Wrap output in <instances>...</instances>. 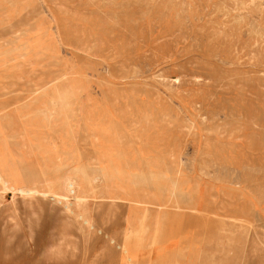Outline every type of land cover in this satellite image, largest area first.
Here are the masks:
<instances>
[{
    "label": "rangeland",
    "instance_id": "rangeland-1",
    "mask_svg": "<svg viewBox=\"0 0 264 264\" xmlns=\"http://www.w3.org/2000/svg\"><path fill=\"white\" fill-rule=\"evenodd\" d=\"M23 207L0 264H264V0H0V246Z\"/></svg>",
    "mask_w": 264,
    "mask_h": 264
},
{
    "label": "crops",
    "instance_id": "crops-1",
    "mask_svg": "<svg viewBox=\"0 0 264 264\" xmlns=\"http://www.w3.org/2000/svg\"><path fill=\"white\" fill-rule=\"evenodd\" d=\"M24 211L25 207H23L22 210H19L22 218L21 220H18L19 223L14 227L12 225L5 224L4 218H1L3 222L1 234L5 237L3 238L2 245L0 246V253H3L7 257L11 256L12 258H23L24 256L26 259L30 257L36 258L37 256H40L42 252V246H44L47 241L52 239L48 237H54L53 232L43 234V227H41L42 225L39 226L38 224V220H41V217H47V215L34 214L29 215V217H25L26 215L23 214ZM27 230L29 233H27Z\"/></svg>",
    "mask_w": 264,
    "mask_h": 264
},
{
    "label": "bare ground",
    "instance_id": "bare-ground-1",
    "mask_svg": "<svg viewBox=\"0 0 264 264\" xmlns=\"http://www.w3.org/2000/svg\"><path fill=\"white\" fill-rule=\"evenodd\" d=\"M20 76V75H19ZM21 77V76H20ZM65 186V185H64ZM80 202V201H79ZM93 212V211H92ZM231 214V213H230ZM244 222V221H243ZM143 224V223H142ZM139 225H140V223H139ZM141 226V225H140ZM140 228V227H139ZM143 228V227H142ZM141 228V229H142ZM133 231V230H132ZM142 231V230H141ZM139 232V231H138ZM134 236V235H133ZM132 237V236H131ZM256 237V236H255ZM135 238V237H134ZM130 242H131V240H130ZM127 242H125V244H126ZM127 245V244H126ZM129 245V244H128ZM130 246V245H129ZM125 247V246H124ZM121 248V247H120Z\"/></svg>",
    "mask_w": 264,
    "mask_h": 264
}]
</instances>
